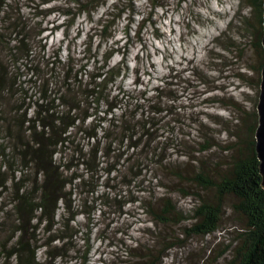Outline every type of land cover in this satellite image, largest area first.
Masks as SVG:
<instances>
[{"label":"trees","instance_id":"16d2710c","mask_svg":"<svg viewBox=\"0 0 264 264\" xmlns=\"http://www.w3.org/2000/svg\"><path fill=\"white\" fill-rule=\"evenodd\" d=\"M27 1L38 17L30 27L0 16V264H58L68 248L54 242H73L79 231L71 222L80 215L92 219L99 211L119 213L130 206L168 223L176 206L159 198L163 207L156 209L160 202L154 192L187 174L189 183L215 192L213 202L194 208L189 231L215 233L232 199L231 210L243 224L233 262L264 264L259 114L250 138L227 149L229 164L215 174L203 160L213 139L192 109L195 94H188L195 71L187 70L193 74L172 90L167 81L154 84V73L140 74V51L135 63L129 62L131 49L143 43L146 25H155L153 11L166 6L152 1L147 15L136 7L140 0H67L46 10L55 19L45 28L51 20L40 8L60 0ZM10 3L0 0V14ZM252 5L264 14V0ZM123 15L128 22L119 38L115 26ZM82 17L86 25L80 27ZM183 119L199 125L201 135L186 132ZM181 157L187 162L183 166L194 164L192 173L176 164ZM41 232L48 242H41ZM89 251L81 263L89 264Z\"/></svg>","mask_w":264,"mask_h":264},{"label":"rangeland","instance_id":"374dc122","mask_svg":"<svg viewBox=\"0 0 264 264\" xmlns=\"http://www.w3.org/2000/svg\"><path fill=\"white\" fill-rule=\"evenodd\" d=\"M42 1L47 0H35L38 4ZM66 1L40 8L46 21L51 20L44 24L45 28H50L55 19L47 16L46 10L65 5ZM152 1L166 7L153 11L155 25H146L143 43L131 49L129 62L134 64L135 54L140 51V74L143 71L154 73V84L164 80L172 84V90L182 88L184 79L193 74L187 70L195 71L188 94H195L192 109L198 112L213 139L210 142L213 148L203 160L213 173H220L230 161L232 151L227 149L240 138L243 141L250 138L258 116L264 61L263 48L259 44L263 35V13L261 15L252 5L254 0H140L136 5L138 11L148 15L152 11ZM112 2L110 0L108 4ZM10 4L0 16L21 19L28 22L29 27L33 18L37 20L30 9L33 3L11 0ZM106 9L107 5L103 6L96 18ZM127 18V15L117 16L115 31L119 38L124 33ZM82 19L84 17L78 18L80 27L86 25V22L81 23ZM156 34L161 39H156ZM61 38L57 35L55 40ZM142 46L145 47L142 49ZM149 79L147 76V83ZM128 85H132L131 79ZM184 104L187 106L188 102ZM183 120L186 132L192 137L201 135L199 125ZM185 151L182 147L181 152ZM183 158L176 164L184 172L192 173L194 164L183 166L187 163ZM190 176L187 174L183 181H167L166 189L154 192L156 204L160 202L159 198H165L176 206V215L168 223L157 222L142 209L130 206L119 213L104 207L105 211L97 212L92 219L80 215L71 222L79 231L73 242L69 238L54 242L55 246L68 248V256L58 260V264H83L82 259L89 248V264H234V250L243 228L241 220L231 210L234 200H228L215 233L193 234L189 229L195 223L194 208L201 201L213 202L215 192L189 183ZM155 207L160 210L163 204L160 202ZM41 237V242L49 241L43 232ZM43 252L40 251V256Z\"/></svg>","mask_w":264,"mask_h":264},{"label":"water","instance_id":"95a60500","mask_svg":"<svg viewBox=\"0 0 264 264\" xmlns=\"http://www.w3.org/2000/svg\"><path fill=\"white\" fill-rule=\"evenodd\" d=\"M264 16V14H263ZM264 26V22H263ZM263 46H264V35H263ZM259 114V124L256 132V151L260 160V173L262 175V184L264 187V66L262 70V81H261V92L259 96V103L257 106Z\"/></svg>","mask_w":264,"mask_h":264}]
</instances>
